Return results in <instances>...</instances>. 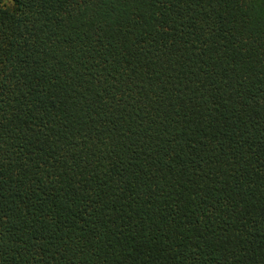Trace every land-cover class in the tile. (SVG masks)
Listing matches in <instances>:
<instances>
[{
	"label": "trees",
	"instance_id": "1",
	"mask_svg": "<svg viewBox=\"0 0 264 264\" xmlns=\"http://www.w3.org/2000/svg\"><path fill=\"white\" fill-rule=\"evenodd\" d=\"M0 264H264V0H0Z\"/></svg>",
	"mask_w": 264,
	"mask_h": 264
}]
</instances>
